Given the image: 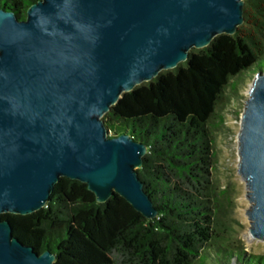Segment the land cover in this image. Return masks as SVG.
I'll return each instance as SVG.
<instances>
[{
    "label": "water",
    "instance_id": "95a60500",
    "mask_svg": "<svg viewBox=\"0 0 264 264\" xmlns=\"http://www.w3.org/2000/svg\"><path fill=\"white\" fill-rule=\"evenodd\" d=\"M245 0H38L25 19L0 7V214L45 207L62 177L97 202L122 196L158 215L138 175L147 144L110 136L104 115L124 92L234 34ZM247 233L264 242V69L249 90L238 135ZM0 218V264H55ZM222 264H262L249 259Z\"/></svg>",
    "mask_w": 264,
    "mask_h": 264
},
{
    "label": "trees",
    "instance_id": "16d2710c",
    "mask_svg": "<svg viewBox=\"0 0 264 264\" xmlns=\"http://www.w3.org/2000/svg\"><path fill=\"white\" fill-rule=\"evenodd\" d=\"M37 1L0 0V7L25 19ZM252 68L264 69V0H245L236 33L192 49L187 61L124 92L104 115L110 136L127 133L147 144L137 171L157 217L146 218L119 194L97 202L87 184L62 177L42 209L0 218L38 252L51 250L55 264H206L211 251L229 263L235 252L224 247L230 237L218 227L227 226L216 221L219 206L211 201L209 122L230 78ZM248 259L264 264L261 256Z\"/></svg>",
    "mask_w": 264,
    "mask_h": 264
},
{
    "label": "rangeland",
    "instance_id": "374dc122",
    "mask_svg": "<svg viewBox=\"0 0 264 264\" xmlns=\"http://www.w3.org/2000/svg\"><path fill=\"white\" fill-rule=\"evenodd\" d=\"M258 69L252 68L230 78L222 98L218 101L219 104L215 107L216 116L209 122V131L214 138L210 150L213 156L209 167V186L213 190L211 201L213 206H219L215 214L216 221L224 222L227 226L218 227V231H228L225 235L230 237V240L225 242L224 247L235 252L231 260H240L238 257L264 258V242L252 238L247 233L250 221L246 210L250 207V202L246 197V183L238 173L241 117ZM233 82H237L235 88L232 86ZM221 242L223 241L218 242L219 246H223ZM206 264L222 263L215 260V254L211 251Z\"/></svg>",
    "mask_w": 264,
    "mask_h": 264
}]
</instances>
